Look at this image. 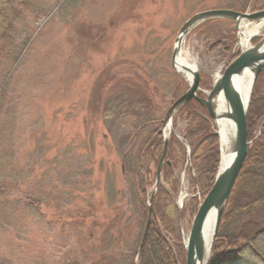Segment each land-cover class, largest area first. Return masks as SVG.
<instances>
[{
  "label": "rangeland",
  "instance_id": "rangeland-1",
  "mask_svg": "<svg viewBox=\"0 0 264 264\" xmlns=\"http://www.w3.org/2000/svg\"><path fill=\"white\" fill-rule=\"evenodd\" d=\"M40 2L51 11L38 20L26 9L19 14L17 27L30 37L15 74L6 79H11L8 106H0V184H7L0 194V264H64L77 256L80 262L83 248L96 242L84 235L86 226H75L66 215L95 204L103 196L104 173L118 169L113 166L115 147L128 118L121 116L111 125L106 116L104 124L95 119L86 128L83 123L100 78L106 83L111 73L130 75L134 65L153 69L156 78L153 73L149 77L159 89L153 104L163 115L174 100L165 68H171L175 38L185 20L213 8L256 11L255 0H81L73 12H58L59 0ZM204 23L184 40L189 60L199 67V97H205L214 73L226 66L218 49L210 52L211 44L234 30L232 54L243 49L234 21L213 18ZM184 124L177 121L179 134ZM186 166L177 172L175 203L181 193L186 194L183 203L194 195L188 187V173L194 171ZM56 213L64 226L57 223ZM192 218L187 213L180 220L183 241Z\"/></svg>",
  "mask_w": 264,
  "mask_h": 264
},
{
  "label": "trees",
  "instance_id": "trees-1",
  "mask_svg": "<svg viewBox=\"0 0 264 264\" xmlns=\"http://www.w3.org/2000/svg\"><path fill=\"white\" fill-rule=\"evenodd\" d=\"M59 2L58 12H73L81 0ZM227 8L235 10L236 6ZM263 8L264 0H255L253 10ZM21 9L28 10L35 20L51 11L40 0H0V106H8L5 98L11 79H6L15 74L30 37L29 33L19 31V25L17 27ZM231 31L233 34L210 46V52L218 49L220 59L225 60L230 53L235 37V31ZM82 64L83 61L80 66ZM134 66L136 69L130 75L110 70L112 75L106 78L107 84L100 78L86 106L85 128L87 122L95 119L104 124L106 116L110 117L111 125L125 116L128 126L125 133L117 137V157L113 165L118 167L117 172L107 169L103 175L101 169L103 196L91 207L76 208L66 215L75 226H86L84 235L97 243L91 242L83 248L80 262L77 256L64 264H134L137 254L136 264H186L180 220H184L187 213L191 217L195 215L213 185L219 163L218 137L207 109L200 102L190 100L176 112L174 129L177 130L178 120L185 123L181 135L190 148L194 175L188 173V187L194 195L184 203L181 219L175 203L180 184L177 172L185 165L186 152L176 136L170 134L161 169L162 182L152 199L150 222L138 252L149 212L148 197L162 151L161 127L165 112L162 115L153 104L155 92L159 90L154 82L155 71H143L138 65ZM169 69L165 68V73L172 78L170 96L175 99L184 91L186 82L172 67ZM246 126L250 145L222 211L207 264H264L263 73L258 74L252 88ZM4 188L7 184H0V194L4 193ZM37 209L41 210V205ZM56 221L60 227L65 225L60 214Z\"/></svg>",
  "mask_w": 264,
  "mask_h": 264
},
{
  "label": "water",
  "instance_id": "water-1",
  "mask_svg": "<svg viewBox=\"0 0 264 264\" xmlns=\"http://www.w3.org/2000/svg\"><path fill=\"white\" fill-rule=\"evenodd\" d=\"M213 18H224L229 19L235 22L234 28L238 30V23L240 19H250L252 21H262L264 20V9L256 10L253 12H241L229 8H214L208 10H202L197 13H194L180 27L178 34L175 38L172 56H171V66L174 71L184 80L188 81L187 89L178 96L171 105L167 108L164 117H163V127L161 129L163 136L162 151L160 158L157 164L153 186L151 189L150 196L148 198V207L149 212L147 216L146 226L143 231L142 239L138 247V252L141 249L142 243L144 241L147 228L150 222V209L152 204V199L157 190L159 183L161 182V169L165 162L167 143H168V133L174 134L183 144L186 150V164L191 167L190 160V148L187 142L182 136H180L172 126V120L174 114L181 108L183 105H187L188 102L192 99L197 100L202 103L209 117L215 123V119L218 117V113L214 110L212 106V98L218 94L222 93L227 103L229 104L230 112L228 116L232 119L235 127V137L233 141L232 149L234 151V156L230 163L226 166L221 167V147H220V135L218 131H215V134L218 136V150H219V164L217 172L214 178L213 185L207 195L204 197L202 202L199 204L197 211L192 219L190 229L186 240L184 241V248L186 252V264H207L210 257L212 244L219 226L220 217L222 211L226 205L228 197L232 191L234 183L237 179L238 173L244 162L247 150H248V139H247V126H246V114L248 109V104L250 100V93L254 81L259 73L264 74V34L261 35L260 40L254 45H249L240 50L236 58H234L224 69L222 74L215 80L211 89L206 92L205 97H199L197 92L200 84V72L198 69L193 71L192 79L189 81L185 78L181 70L178 69L175 65V56H176V46L177 42L180 39H184L186 35L197 25L213 19ZM257 34H253L249 37V40L257 37ZM253 67V68H252ZM251 68L254 72L248 98L243 104L240 96L238 95L236 89L232 85V78L240 74L244 69ZM167 130V133H166ZM186 196L184 194L179 197V217L182 218V200ZM215 209V220L212 229V236L209 242L207 249V254L205 255V243L202 240V232L204 224L209 212ZM138 261V254L135 257L134 264Z\"/></svg>",
  "mask_w": 264,
  "mask_h": 264
},
{
  "label": "bare ground",
  "instance_id": "bare-ground-1",
  "mask_svg": "<svg viewBox=\"0 0 264 264\" xmlns=\"http://www.w3.org/2000/svg\"><path fill=\"white\" fill-rule=\"evenodd\" d=\"M261 29H264V22L252 21L250 19H240L238 23V41L240 46L247 47L250 45L249 37L253 34H257ZM264 34V31H263ZM184 40L180 39L176 46L175 65L181 70L182 75L189 81L192 79V73L197 65L189 60L187 48L184 47ZM253 68V67H252ZM253 70L251 68L244 69L240 74L232 78V85L236 89L243 104L245 105L248 93L253 77ZM219 72L214 73V78L219 77ZM212 106L214 110L219 114L215 119L216 130L220 135V147H221V167L226 166L232 160L234 151L232 149L233 141L235 137V127L232 119L228 116L230 112L229 104L220 92L212 98ZM215 209H212L205 221L202 240L205 243V255L212 236V229L215 220Z\"/></svg>",
  "mask_w": 264,
  "mask_h": 264
}]
</instances>
